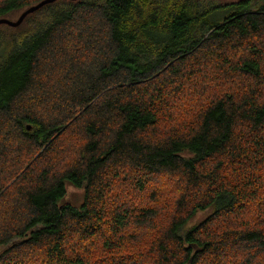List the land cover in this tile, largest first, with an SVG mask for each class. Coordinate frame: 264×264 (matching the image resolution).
<instances>
[{"label":"trees","instance_id":"obj_1","mask_svg":"<svg viewBox=\"0 0 264 264\" xmlns=\"http://www.w3.org/2000/svg\"><path fill=\"white\" fill-rule=\"evenodd\" d=\"M263 263L264 0H56L0 24V264Z\"/></svg>","mask_w":264,"mask_h":264},{"label":"rangeland","instance_id":"obj_2","mask_svg":"<svg viewBox=\"0 0 264 264\" xmlns=\"http://www.w3.org/2000/svg\"><path fill=\"white\" fill-rule=\"evenodd\" d=\"M201 1L205 4H208V2L211 0H201ZM216 1H218V2H230L232 0H216ZM20 13H21V11H18V12L14 13V14L6 17V18H8L10 20H16L17 17L20 15ZM170 177L166 178V176H162V177L160 176L159 178H157V180L160 183H162L163 189L165 187V190H171V186L169 183ZM154 181H155V179H154ZM150 186H154L153 181L150 183ZM82 198H83V189L82 188H75L71 185H66V195L64 197L65 202L70 203V204L78 207L82 202ZM210 212H211V208L197 211L196 214L188 221L186 226H192L194 224H197L202 219H204Z\"/></svg>","mask_w":264,"mask_h":264},{"label":"water","instance_id":"obj_3","mask_svg":"<svg viewBox=\"0 0 264 264\" xmlns=\"http://www.w3.org/2000/svg\"><path fill=\"white\" fill-rule=\"evenodd\" d=\"M54 1H56V0H42L39 3L32 5V6L28 7L27 9H25L24 11H22L16 20H10L8 18H0V24H5V25L11 26V27H17L21 24L23 19L28 14L33 13L37 9L41 8L42 6L49 4V3H52Z\"/></svg>","mask_w":264,"mask_h":264}]
</instances>
